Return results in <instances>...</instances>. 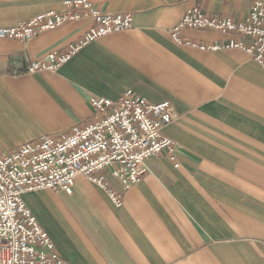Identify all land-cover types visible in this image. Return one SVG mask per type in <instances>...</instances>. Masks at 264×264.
Returning <instances> with one entry per match:
<instances>
[{
  "label": "crops",
  "instance_id": "0c3cea01",
  "mask_svg": "<svg viewBox=\"0 0 264 264\" xmlns=\"http://www.w3.org/2000/svg\"><path fill=\"white\" fill-rule=\"evenodd\" d=\"M66 1L0 0V28L63 12ZM87 1L101 15H130L131 28L87 44L55 72L24 68L67 51L97 19L27 42L0 39V154L71 133L92 117L91 97L131 90L171 105L175 119L163 135L175 161L146 159L148 174L126 191L104 173L119 206L77 177L71 195L22 194L26 210L67 264H264V70L242 50H200L171 37L191 8L245 24L254 0ZM178 36L198 46L244 41L189 28Z\"/></svg>",
  "mask_w": 264,
  "mask_h": 264
},
{
  "label": "built area",
  "instance_id": "2783aa9c",
  "mask_svg": "<svg viewBox=\"0 0 264 264\" xmlns=\"http://www.w3.org/2000/svg\"><path fill=\"white\" fill-rule=\"evenodd\" d=\"M65 11L39 14L13 28H0V39L29 41L67 22L97 19L98 24L63 53H51L33 62L30 72H55L87 44L131 27L130 15H101L87 0L64 2ZM182 28L237 33L242 40L198 46L182 40ZM177 44L217 51L239 49L264 70V4L254 0L245 24L187 10L171 32ZM92 117L80 128L60 136L43 135L7 154H0V264H67L48 235L26 210L21 195L51 191L72 194L77 177H84L105 192L114 206L121 194L104 180L108 172L122 191L138 184L147 174L145 160L166 155L175 161V145L163 129L175 119L168 102L151 104L126 90L118 99L90 98ZM175 167L178 165L175 163Z\"/></svg>",
  "mask_w": 264,
  "mask_h": 264
},
{
  "label": "rangeland",
  "instance_id": "374dc122",
  "mask_svg": "<svg viewBox=\"0 0 264 264\" xmlns=\"http://www.w3.org/2000/svg\"><path fill=\"white\" fill-rule=\"evenodd\" d=\"M48 13H49V12H48ZM44 14H46V13H44ZM118 15H120V14H118ZM112 16H115V15H112ZM21 24H23V23H21ZM21 24H19V25H21ZM17 26H18V25H17ZM17 26H14V27H17ZM10 28H13V27H10ZM130 28H131V27H130ZM89 30H90V29H89ZM127 30H128V29H127ZM123 31H124V30H123ZM37 36H38V35H37ZM37 36H36V37H37ZM83 36H84V35H83ZM34 38H35V37H34ZM32 39H33V38H32ZM7 40H11V39H7ZM12 40H14V39H12ZM30 40H31V39H30ZM17 41H19V40H17ZM23 42H27V41H23ZM54 53H57V52H54ZM78 53H79V52H78ZM78 53H77V54H78ZM74 56H75V55H74ZM74 56H73V57H74ZM73 57H71V58H73ZM35 62H38V61H35ZM32 63H33V62H28V63L25 65V68H24V69H25V70H24L25 73H31V74H32V73H37V71H35V72H30V71L28 70V67H29L30 64H32ZM66 63H67V62H66ZM64 64H65V63H64ZM64 64H63V65H64ZM61 66H62V65H61ZM61 66H60V67H61ZM60 67H59V68H60ZM91 98H92V97H91ZM94 98H98V97H94ZM85 123H86V122H85ZM63 134H65V133H63ZM60 135H61V134H60ZM60 135H58V136H60ZM42 136H43V135H42ZM48 136H51V135H48ZM40 137H41V136H40ZM38 138H39V137H38ZM38 138H37V139H38ZM35 140H36V139H35ZM31 141H33V140H31ZM28 142H29V141H28ZM26 143H27V142H26ZM173 144H174V143H173ZM174 145H175V144H174ZM20 146H21V145H20ZM14 150H15V149H14ZM9 153H10V152H9ZM36 192H39V191H36ZM28 193H33V192H28ZM29 214H30V213H29ZM30 215H31V214H30Z\"/></svg>",
  "mask_w": 264,
  "mask_h": 264
}]
</instances>
